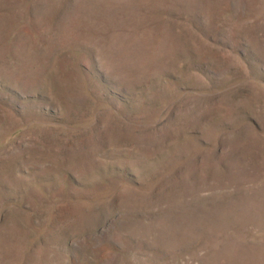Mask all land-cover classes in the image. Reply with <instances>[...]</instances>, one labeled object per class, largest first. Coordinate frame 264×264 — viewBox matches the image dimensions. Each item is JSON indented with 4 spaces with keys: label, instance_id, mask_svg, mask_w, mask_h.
<instances>
[{
    "label": "rangeland",
    "instance_id": "obj_1",
    "mask_svg": "<svg viewBox=\"0 0 264 264\" xmlns=\"http://www.w3.org/2000/svg\"><path fill=\"white\" fill-rule=\"evenodd\" d=\"M0 264H264V0H0Z\"/></svg>",
    "mask_w": 264,
    "mask_h": 264
}]
</instances>
